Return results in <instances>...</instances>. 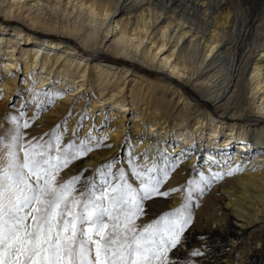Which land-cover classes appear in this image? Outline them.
Instances as JSON below:
<instances>
[{
  "label": "bare ground",
  "instance_id": "obj_1",
  "mask_svg": "<svg viewBox=\"0 0 264 264\" xmlns=\"http://www.w3.org/2000/svg\"><path fill=\"white\" fill-rule=\"evenodd\" d=\"M0 15L28 28L10 34L0 22L1 121L15 94L24 97L15 108L27 101V117L36 116L30 90L47 89L53 103L24 130L26 138L44 135L46 141V133L64 128L68 141L74 131L82 138L94 128L104 146L61 175L99 168L114 157L126 163L130 148L179 161L166 189L199 179L194 168L207 174L209 167L227 172L240 165L241 171L194 195L187 251L204 250L197 264H264V43L249 59L264 41V0H0ZM34 29L68 40L40 42L29 34ZM195 82L198 95L189 91ZM182 202L177 191L150 206L156 216Z\"/></svg>",
  "mask_w": 264,
  "mask_h": 264
},
{
  "label": "snow or ice",
  "instance_id": "obj_2",
  "mask_svg": "<svg viewBox=\"0 0 264 264\" xmlns=\"http://www.w3.org/2000/svg\"><path fill=\"white\" fill-rule=\"evenodd\" d=\"M30 91L38 116L53 100L47 89ZM27 106L9 117L12 128L0 135V264H197L194 258L205 255L201 247L187 251L193 197L241 171L240 165L227 172L209 167L207 174L194 168L199 179L166 189L179 161L130 148L126 163L114 157L89 176V169L61 175L104 145L94 128L82 138L74 131L68 141L64 128L46 133V141L26 138L36 118L27 117ZM78 127L83 131L82 122ZM177 191L183 192L179 207L145 219L150 202Z\"/></svg>",
  "mask_w": 264,
  "mask_h": 264
},
{
  "label": "rangeland",
  "instance_id": "obj_3",
  "mask_svg": "<svg viewBox=\"0 0 264 264\" xmlns=\"http://www.w3.org/2000/svg\"><path fill=\"white\" fill-rule=\"evenodd\" d=\"M0 22L2 23L1 25V27L2 28H7L8 29V31H9V33L10 34H13L14 32H16V30H18L16 27H18V26H22V28L23 29H25V30H27L28 28H27V26H23L22 24H20V23H18L16 20H8V19H6L3 15H0ZM30 31V30H29ZM8 33V34H9ZM42 32H40V31H36L35 29L34 30H31L30 32H29V34L31 35V36H33V37H35L36 38V40H40V42H50V41H53V40H50V39H56V40H58V39H64V40H68V39H65L64 37H62V36H58V35H51V36H44V35H42L41 34ZM36 34H38V35H36ZM0 35H2L1 33H0ZM40 36V37H39ZM6 37V36H5ZM8 37H10V36H8ZM8 37H6V38H8ZM152 37V36H151ZM153 38V37H152ZM263 40H264V37L262 38ZM72 42H73V45H75V47H77V49L79 48H81V45L79 44V42H76V41H74V40H71ZM58 42V41H57ZM51 43V42H50ZM149 43V42H148ZM182 41L180 42V45H182ZM263 43H264V41H261V40H258L257 41V43H256V50L254 51L256 54H251L250 55V57H249V59H255L254 57H256L257 55H258V51H259V49H260V47L263 45ZM176 44V42L175 43H173L172 44V46H174ZM151 45H149V47H150ZM4 47H5V50L6 51H8V44H5L4 45ZM51 47V46H50ZM49 47V48H50ZM73 47V46H72ZM7 48V49H6ZM46 50V51H45ZM74 50H76V49H74ZM47 51H48V47L47 46H45V48H44V50H43V52H42V54L41 55H39L40 56V59H42V61H44L45 59H47ZM3 52H5L4 50H3ZM176 54H177V52H176ZM256 55V56H255ZM106 57H109V58H112V57H110V55H108V56H106ZM106 57H103V59H105L106 61H108L109 62V60L106 58ZM118 60H121L122 62H127L125 59H118ZM24 60H23V62L22 61H20L19 63H20V66H21V68H22V64H24ZM51 67H52V62H51V64H49ZM118 65H122V64H118ZM20 68V69H21ZM0 70H2L1 68H0ZM139 72L140 73H142V72H144V71H142L141 69H139ZM145 72H147V75H152V74H154V73H151L150 71H148V70H145ZM145 72H144V74H145ZM21 74H19V75H21L20 77V82L24 79V75L22 74L23 73V71H21L20 72ZM166 74V73H165ZM164 78L166 79V80H168V81H173V82H175L176 84H177V81H176V78H173V79H168V78H166L165 76H164ZM194 85L195 86H191V87H189V91H190V93H192V94H199V91H197L194 87H198V85H199V83L198 82H195L194 83ZM14 99H13V101L8 105V107H7V110L5 111V113H4V118H2V121H1V124H0V135H5L6 134V131L7 130H9V129H11L12 128V126H11V124H10V119H9V117L10 116H12V115H18V113H19V111L21 110V108H22V106L24 105V102H22V106L20 107V109H16L15 107H16V101L17 100H19V98H24L21 94H15L14 95ZM89 102V101H88ZM88 102H87V104H88ZM91 104H89V105H87V107L88 106H90ZM203 106L204 107H208V105L207 104H203ZM28 110V108L26 109V111ZM95 115H97V116H94L93 117V120H98V118H99V115H100V112H98V111H96L95 112ZM33 116H35V114H33ZM32 116V117H33ZM89 116V112L87 111V112H85V113H83V120L82 121H80V124H81V122H83V125H85L86 124V122H87V120H86V118ZM213 117V119L215 120H217V121H221V119H219L216 115H213L212 116ZM71 118V114L70 115H68L67 117H66V120H69ZM130 119H132V117H129V121H127L126 123H127V127L129 128V130H130V128L133 126V123H132V121H130ZM38 120V117L37 118H35V120H33V123H35L36 121ZM223 122V121H222ZM79 124V123H78ZM242 124V123H241ZM240 124V125H241ZM216 126V125H215ZM214 127V126H213ZM208 128H210V127H208ZM213 134V133H212ZM205 137H207V136H210L211 134H210V132L207 130V131H205ZM44 136V135H43ZM42 136V137H43ZM48 137V139H49V136H47ZM38 138H41V137H38ZM73 138V137H72ZM123 141H124V145H126L127 144V142L129 141V139L128 138H124L123 139ZM205 143V142H204ZM247 147H249V146H247ZM238 148H240V149H242V146H238ZM133 149H134V147H133ZM248 149L249 148H245L244 150H246V151H248ZM254 155H256L255 153H253L251 156H249L246 160H245V162H250L253 158H254ZM83 169H89L90 171L89 172H86L85 173V176H89V175H91L92 174V172L94 171V170H96L97 169V167H94V168H90V167H88V168H83ZM78 172H80V171H77L76 172V174L78 173ZM75 175V174H74ZM151 203V202H150ZM153 203V202H152ZM167 210H169L168 208H167ZM148 211H149V214H151L152 215V217H154L155 216V213H152V209H151V206L149 205V209H148ZM151 215L149 216V217H151ZM154 215V216H153Z\"/></svg>",
  "mask_w": 264,
  "mask_h": 264
}]
</instances>
